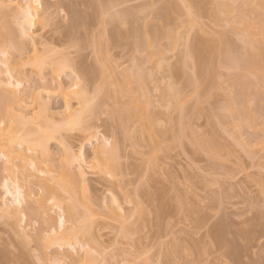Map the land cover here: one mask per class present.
<instances>
[{
  "label": "rangeland",
  "instance_id": "rangeland-1",
  "mask_svg": "<svg viewBox=\"0 0 264 264\" xmlns=\"http://www.w3.org/2000/svg\"><path fill=\"white\" fill-rule=\"evenodd\" d=\"M44 1H46V0H44ZM83 1L82 0H73V2H72V0H50V1H48L51 4L50 8H52V9H50V11H48L49 9L47 10L48 13H50V14H48L45 11V13H46L45 17L48 14V16L46 18H48V20L49 19L50 20L48 21V20L43 19L42 20L43 22L48 21V25H45L42 30H40V29L36 30L37 33H39V34H37L38 35L37 37H39V35H40V38L34 37V38H36L35 39L36 41L38 40L36 45H35V46H37L36 48L42 49V47L46 43L49 46L51 45L52 47L57 48L58 49V50L56 49L57 51L63 52V50H64V53H65L66 52L65 51L66 46L68 47V45L70 44V42H67V40L69 39V41H70L71 36H72L71 37L72 39L77 36L76 35L75 37H73V32H75V30H73V32L71 31L72 33L69 32L70 37L68 39L66 37L67 33L65 34V31H67L68 27L71 25L70 23L72 22L70 20V18L72 19L75 17L74 15L71 17V14H72L71 13L70 18H69L70 21L67 20L69 15H67L66 11H68L67 9L69 7L71 8V6H69L68 3L71 2L70 4H72L73 8H76L77 11H81L80 14H82V12H83L82 10H84L83 8L86 7L85 3L87 2L88 3L87 6H89V2H90L89 0H88L89 2L87 0H85L84 2ZM148 1L151 2V0H128L125 3H123L122 6L123 7L124 6L129 7L130 5L136 4L139 6V10H138L139 13H138V11H136V12H137V14L140 15L142 9L143 8L145 9V5L147 3H149ZM179 1L178 0H155V1L153 0L152 2L153 3L156 2L157 6H159L161 8L164 6L169 7L173 4L172 2H179ZM188 1H190V3L197 1V3L200 5V9L203 8V9H201L203 11V13H200L198 20L201 21L203 26L206 28V30L210 34V35L209 34L206 35L205 38L209 39V37H210L212 40V44L219 46L220 35L222 34L221 32L224 30H225V32H227V30L228 31L230 30L229 24H231V22H229V24L224 23V22L229 20L231 15L234 16V13H236L234 11H236V10L232 9L229 12L228 9L226 8L227 6H226L224 13H226V16H228V15H230V16H228L229 18L227 20L225 19V17H223L225 19V21L223 20V23H218V22H215L214 19H212L213 17H211L212 14L211 15L209 14V10H212L210 8L215 7L213 5L215 3L224 2V4H225L224 0H188ZM226 1H228V0H226ZM240 1L241 0H238V2H240ZM74 2H75L77 7H75ZM152 2L149 5H151ZM229 2H231V1L229 0ZM236 2L237 1H235V3H234V0H233L232 3L236 4ZM21 3H23V0H19V4H21ZM170 3H172V4L170 5ZM156 4L153 5V7L154 6L156 7ZM120 5H119V7L116 6L115 11L117 10V8L120 9V7H121ZM136 5H135V8L134 7L132 8L130 6L129 9H132V10L134 9V11H135V9H138V7H136ZM212 5H213V7H211ZM221 5H222V3H221ZM221 5H219V3H218V6H216V7L220 8L219 6H221ZM67 6H69V7L67 9H65V7H67ZM147 6H146V8L151 7V6H148V7ZM62 7H63V10H61ZM159 7H158V10H159ZM154 8L151 7L150 11H151V9H154ZM221 8H220V10H221V15H222L223 11ZM223 8H224V6H223ZM87 9L88 8H86L85 11ZM111 10H112L111 12H115V11H113L114 8H112ZM162 10H164V9H162ZM162 10H159V11H162ZM226 10H227V12H226ZM73 11H74V9L72 10V12ZM148 11H149V9L147 10V12L145 11V14L148 13ZM155 11L157 14H159L157 12V10H155ZM252 11H253L252 7L248 8V13L250 15H253ZM258 11L262 16H264V8L258 9ZM74 12H76V10ZM228 12H229V14L227 15ZM150 13H152V11ZM156 13H155L154 17L151 16V18L153 17L155 19V17L157 16ZM143 15L144 14H142L141 16H143ZM147 15L149 16V14H146V16ZM49 16H51V18H49ZM148 16L146 19H148ZM222 16H224V15H222ZM142 18H139L140 24L142 22V21L140 22V20H144ZM153 18H152V22L154 21ZM178 18H177V20L172 19L173 21L170 22L169 24L171 27H174V29H176L178 32L182 31V33H185L184 29L187 28V26H186L187 24L186 25L183 24V26L184 25L186 26V27L184 26L185 27L184 28L182 25H180L181 23L179 24L180 19H178ZM180 18H181V15H180ZM182 20H183V17H182ZM157 21H160V20L157 19ZM67 22H69L68 27L64 25ZM83 22L80 21V23H83ZM92 22H91V26L96 24L94 21L95 24L92 25ZM152 22L150 21V23H149L150 26H151ZM154 22H156V21H154ZM181 22H183V21H181ZM156 23H157V25L159 24V22H156ZM156 23L154 24L155 27L154 28L152 27L153 31L157 27ZM109 24H112V23H108V25H105V26H107L105 28V32H108V33H106L107 35L109 34V40L107 39L109 42L108 43L109 46L107 44L106 47H110L109 53H111V55L114 56V57L112 56L115 59L114 62L120 64V66H119V69H120V67H123L126 64H128V61L130 63V58H131L130 57L131 56L130 48L132 47L131 51L133 53V48L135 46H131V44H133V43H131V41H130L131 44H129V43L126 44V42H124L125 44L123 42H121L122 44H119L120 42L114 43L115 40L112 39L111 36L113 35V38H117L116 36H114V34L118 35V34H116L118 32L116 31L117 29L114 32V29L112 28L113 26H111ZM159 25H161V23ZM159 25L157 27V28H159L158 30L161 29V27H159ZM162 25L164 26V24H162ZM78 26H80V24ZM89 26L90 25L88 24V27ZM97 26H99V25H97ZM97 26H95L96 29H97ZM109 26H110V28H109ZM168 26H166V28ZM39 27L41 28V25H39ZM66 27H67V29H65ZM81 27H83V26H81ZM85 27H87V26H85ZM169 27H168V29H169ZM92 28L93 27H91V29ZM98 28H100V27H98ZM116 28H118V27H116ZM121 28L122 27H120V30L123 29V28L122 29ZM152 28H150V29H152ZM231 28H232V26H231ZM64 29H65V31H64ZM79 29H80V32L78 31V33H80L81 36L83 34H85V33H82L81 28H79ZM91 29H90V31H91ZM147 29H148L147 31L150 30L149 28H147ZM174 29H172V30H174ZM83 30H85V28ZM94 30L95 29L92 30L94 32V34H96L98 32L100 33L101 28H100V30L97 29L96 30L97 32H95ZM176 30H174V31H176ZM3 31H7V30L2 29V31H1L2 34L4 33ZM88 31L89 30L87 29V33H88ZM110 31H111V34H110ZM113 32H114V34H112ZM87 33H86V35H87ZM99 33H98V35H99ZM193 33L194 32L192 31L188 35V41L192 40V38H194L193 36L195 34H193ZM149 34H151V33L149 32ZM227 34H226V39L228 38V41L227 40L226 41L230 42L231 45L234 46L235 43L237 45L241 44L242 41H240V38H239L240 35L239 34H238L239 37H237V35H235L234 32L229 31ZM81 36H80V38H82ZM85 36L83 35V38H85ZM24 37H26V39L28 38V36H22V37H20V39L21 38L24 39ZM8 38H5V42H4V43H6L5 47L0 45V47L2 49L3 48L7 49L6 46H7L8 42H6V41H8L7 40ZM59 38H60V40H59ZM87 38L89 39L90 37H86V39ZM22 39H21V41H22ZM26 39L23 40L25 43L24 44L25 49H22V56L20 55L22 58L21 59L19 58V60H22L23 58L25 60V58L27 59L28 56H29V58L31 57V59L33 58L32 57L33 53H34L33 49L35 47L32 44H34V43H32L31 41L29 42V40L27 42ZM119 39L120 38L118 37V40ZM159 39H161V38L159 37ZM229 39L235 43L232 44V42L229 41ZM75 40H77V38ZM184 40L187 41V38L185 37ZM36 41H34V42H36ZM78 41H77V43H78ZM82 41L80 40L81 43H82ZM120 41H123V40L120 39ZM0 42H1V40H0ZM43 42H44V44H43ZM127 42H129V41H127ZM160 42L165 44L167 42V40L164 39V37H163L162 40H160ZM181 42L179 43L178 46H176V49H174V50L169 49L168 51H166L165 59L167 60V62H169L170 68H171V66L175 67L173 65L178 64V61H180L179 58L181 56V52H182V49L184 47V43L182 42L183 43V45H182ZM29 43H32V44H29ZM72 44H71L70 49H74V47H75V44H73L74 47ZM83 44L87 48L83 46V48H85V49H82L83 51L82 52L79 51V52L81 53V55H85V54L87 55V53L89 52L88 57L86 55L85 56L87 57L86 58L87 62L91 64V61L94 60L91 57L92 52H90V48H91L90 45H92V44H89L88 45L89 47L87 45H85L86 42ZM228 44L229 43H227V48L229 46ZM129 45L131 47H129ZM45 46H47V45H45ZM51 46H50V48H51ZM77 46H76V48L79 49V47H81V44H78ZM233 46H231V47L233 48ZM48 47H43V48L46 49ZM64 47H65V49H64ZM240 47L242 48V44ZM1 48H0V51H1ZM62 48H63V50H61ZM140 48H139L138 53H140ZM237 48H239V47H237ZM241 48H240V50H242ZM38 49H36V50H38ZM228 49L230 51V48H228ZM36 50H35V53H37ZM40 50H38V51H40ZM68 50H69V48L67 49V52H71L70 55H72V58H73V55H75V57H76V54L80 55V53L75 54L74 53L75 51L73 52V51H68ZM79 50H81V49H79ZM233 50H235V54H236V52L238 53V51L235 48L232 49V51ZM226 51H224V52H226ZM142 52H143V50H142ZM241 53H239V54H241ZM1 54L2 53L0 52V59L4 58V56H2ZM216 54H218V52ZM227 54L225 53V56H227ZM232 54H234V52ZM81 55L79 56V58L82 57ZM139 55H141V53L138 54V56ZM142 55H141L142 57L139 56L140 60H142V58L144 57V54H142ZM229 55H230V52H229ZM229 55H228V57H229ZM63 56L61 57L62 59H60V61H59L63 64V69H64V70L62 69L63 71L60 72V75H62V79H63L62 81H63L64 85L68 86V85H70V83L74 79L71 76H68L70 74L69 73L70 67L68 66L69 63L66 62V61H68V60H66L67 57H63ZM236 56H237V54H236ZM68 57H69V55H68ZM128 57H130V58H128ZM215 57L213 59H215ZM79 58H76V60L78 61ZM31 59H29V60H31ZM63 59L66 61H63ZM70 59H71V56H70ZM127 59H128V61H127ZM222 59H225V57H223L222 52H220L219 56H217V60L219 63L216 61L218 64L215 65V63H214L213 65H215V67L212 66V67H214V68H212V70H214V72H216L217 78H216V81L214 79V77L216 75L213 78H211L212 80L215 81V84H213V83L212 84L209 83L207 85L205 84L207 87L206 90H208V94L206 93L207 95L204 93L205 97H202L199 95L198 98L201 97V98H199L200 100L198 99V102L195 100V97L197 96L196 94L199 92V89L197 90V88H195V87L199 88V86H197L198 84L192 85V84H190V82H188V84H190V85L187 84L183 87L184 88L183 94L187 97H184V95H183V97L182 96L181 97L183 99L186 98V100L188 102V106L183 107V108L187 107V109H185L186 111L184 112L185 117L183 116L184 113L183 114L181 113L182 115L178 113L179 112L178 109H177L178 110L177 112L175 109H173V111H172V109L166 104H165L166 108L163 107L164 106L163 103H166V101H165V99L159 98L160 97L159 92L162 90L159 89L157 86L158 81H160V83L162 81L163 83H161V85H163L165 83V81L167 83L166 79H168L169 77H171L173 79V77L175 76V73L173 72L174 68L173 69L171 68V71L174 74V76L172 77L171 75H173V74H171L170 70H167L169 67H166V64H164L165 66L162 65L161 68H159V69L157 68L156 70H155V68L153 69L154 65L152 67V65L150 64L151 65L150 67H152V68H150V70L151 71L155 70L154 72L152 71L153 73H155V75L154 76L152 74L151 75L153 76V79H155V80L158 79V80L157 81L153 80L152 76H151L150 79L152 81L146 82L147 84L145 83L146 88H147V86L149 87V88H147V90H149V93L151 94V95H149V96H151L150 99L152 98V100H150V101L153 102V103L151 102L152 104H155V105H151V103H150V106H153V107L148 108V111L151 110L153 112V114H151L150 117L153 118V116H154L155 119L159 120V123L157 121V124H155V125L160 124V121H161L162 126H163V130L166 131L164 129V126L167 124V120L172 117L176 121L177 120L181 121L180 124L183 126L184 124H182L183 123L182 120H179V119H181L180 116H182V118H185V120L187 119L189 121V124L191 123V126L195 129L194 131H196V133H197V134H195L196 137L195 136L194 137L198 138L199 141H200V138H202L203 140H206L204 138L208 139L211 135H212V137H214L213 135L215 134V137L218 140V142L220 141V142L227 145V146L225 145L227 147V149H226L227 151L225 150V147H223L224 149L220 150V152H219L220 155H218L217 157H212L210 153L204 151L201 148V145L198 143V139H197L198 144H196L194 142L195 140L192 141L191 140V138H193L192 135H191L192 137L191 138L189 137L190 138L189 139L188 136H190L191 132H188L189 135H187L186 134L187 129L185 127H184L185 133H182L183 128L181 127V125H179V123H177L178 121L175 124H177V126L179 125L178 127H180V129L182 128L181 133L179 132L180 129L178 127L174 128V126L171 125L174 128V130H172L173 132H171V129H170L169 133L165 132V134H162L163 130L161 131L162 133L160 132L162 126L161 127L158 126L160 129L159 132L161 133L160 136H162V135L163 136L161 139H159L160 136L158 138L157 134H154L155 137L153 136L152 138L153 139L155 138L156 140H157V138L159 139V142L157 141V144H153L152 143L153 139L151 140V138H150L151 144L148 143L149 142V140H148L149 133L148 132L143 133L144 131L141 132V130L139 129L140 130L139 136L133 135L134 133L138 132V131L136 132V130H135L136 129L135 124H137V123H135V119H133L134 122L133 121L129 122L130 123L129 126L127 125L128 122H127V124H125L128 127H130V125H131V127H130L131 131L134 132V130H135V132L132 133L130 131L131 133L130 134L127 133L128 135L125 134V135H127V136H125L123 134L124 132L122 131L123 132L122 133L121 130H119V128H120L119 125H121V123L119 124V122L117 120L118 118L112 114L114 116L113 117L107 111H103V110H101L102 112H100L99 114L96 113L98 116L91 118L92 120L90 119L91 123H93V125L95 124L94 126H95V129L97 130L96 132L98 135V136H96V138H92L93 140L92 139L89 141L88 140H86V141L81 140V137H82V136L80 137L81 133H79L78 131H76L74 129L66 132V134H65L66 141L73 148V150H76L78 144H80V143L83 144V152H84V160H85L84 161L85 164L83 163V167L85 166L84 172L86 171L85 172L86 173L85 179H86V177L89 179V181H87L88 179L85 181L87 183L89 182L88 186H90V189H91L90 190L89 187H87V185H86V187L89 190L85 186L81 185L85 188V189L83 188V190L86 191V189H87L89 192L92 193V195L94 197L98 194H99L98 196L101 197V199H99L100 197L98 198V196L92 199L93 196L91 195V193H89L88 191H86V192L84 191V193H83L81 190V192L84 194V195L83 194L81 195L82 197L80 196L81 202L83 201L82 203L87 204L88 201L90 200L89 198L91 197V199H92V201H89L90 203L87 204L88 207L86 204H85V206H83L86 209H89V208H91L92 205H95V204L97 205V202H100L98 204L100 206L97 205L100 209L98 207H96V205L94 206V208L92 206V208L88 210L90 213L89 212L87 214L84 213V215L90 214L89 216L92 217L91 218V217L87 216V218L88 217L91 218L92 219L91 221H93V222H91L88 219L87 220H88V222L90 221L91 224L93 223V225H91L92 226L91 229H92V233L94 234L93 236H95L94 240L96 239L99 242V244L102 245V248H101V245H99V246L97 245V246H94V247H96L94 249L98 250V247H99L100 249H103V251L105 252L104 253L102 251L105 254L104 257L101 256L103 254L100 255L101 250L100 251L98 250L99 253L96 250H92L91 254H93V257L95 256L99 260L104 258V260L102 259L103 264H133L134 262L139 261L140 259L142 261V264H146L145 263L146 259L148 262H150L148 259H150L151 261L153 259V262L155 264H159L162 261H163V264H167L166 261L168 262V264H233V263L235 264L236 262H237L236 264H243V263L244 264H255V261H256V264H257V262H258V264H264V81L258 82L259 80L256 79L255 80L256 83L254 85H252L248 91L250 93L248 96L249 100L245 101V103L247 104V105H245V107H247L246 110H248V111H245V112L248 113L247 114L248 116L247 115L246 116L249 117L247 119L250 121L248 124L246 123L245 125H243L241 127L240 132L236 131L237 133L240 134V135H238V136H240V139L242 138V140L244 141V142L242 141L243 142L242 144H244V145H240L241 142H238L237 140H236V142H234L236 137H235V139L233 138L234 136L231 137L232 134L235 135V133H236V132H234L235 127H232L233 124L232 125L230 124L231 125L230 128L232 127V129H233V133L231 134L229 131L230 130L229 127L226 126L227 128H229V130L227 132V131H225L226 127L224 125L223 126L221 125V124H223L222 122H221V124L216 123V120H218L217 119L218 115L213 116L216 119V120L214 119V121H213L216 123V125L214 124L215 127L211 123L212 122L211 120L213 118H209V116L211 117V115H212L211 113H213L215 110L216 111H220V110L222 111L223 106L226 105V99L228 98V94L231 93V90L233 92L237 91L236 89H235L236 91L233 90V86L235 87L236 84L241 81L240 80L241 74L245 73V72H243V70H238L239 67L237 68L236 65L233 68L232 65H230L231 59H229V61H227V63L223 62L224 60L222 61ZM226 59H227V57H226ZM16 60H18V59H16ZM24 60H22L23 61L22 69H24V71L28 73L31 69V65H30L31 61H29V60L24 61ZM233 60H235L234 57H233ZM71 61H75V59L74 60L72 59ZM141 62H143V60ZM26 63H27V65H26ZM92 63H93V61H92ZM145 63H147V62H145ZM145 63L143 62L142 64H145ZM233 63H235V62H233ZM64 65L66 66V68H64L65 67ZM98 65L99 64H95V67H98ZM29 66H30V68H29ZM144 66L145 67L147 66L149 68V63L144 65ZM177 67H178V65H177ZM177 67H175V68H177ZM1 68H2V64L0 63V69ZM95 69H97V68H95ZM95 69H93V70H95ZM143 69H144V67H143ZM147 70H149V69H147ZM150 70H149V73H150ZM188 70H189V68H188ZM239 71H241L242 73H240ZM214 72H212V73L214 74ZM238 72L240 75H238ZM3 73H4V71H3ZM65 73H66V75H64ZM97 73H98V70H97ZM263 73H264V67H263ZM213 74H212V76H213ZM3 76L1 73L0 74V80H2V81H4L2 79ZM72 76H74V75H72ZM155 76L157 77V79L155 78ZM177 76L179 78H177L175 76L174 81L175 82L178 81L177 83H179V82L182 83V81H183V80H181L182 77L180 78L179 75H177ZM6 77H7V75H6ZM3 78H5V76ZM98 79H99V77H98ZM147 80H149V78H147L145 81H147ZM169 80L170 79H168V82H170ZM212 80H210V82ZM171 81L173 82V80H171ZM184 82H185V79H184ZM160 83H159V87L161 88ZM166 83L164 84V86L166 85ZM0 84H2V83H0ZM3 84H4V82H3ZM80 84H82L81 81H80ZM173 84H176V83H173ZM184 84L185 83H183V85ZM4 85L2 87L0 85V88L2 90L5 89L4 91H5V95H6V93H7L6 90L9 87L5 88ZM5 86H7V85H5ZM83 86H86V85L83 84ZM91 86L94 87V85H91ZM164 86H162V88H164ZM176 86L180 87L179 84ZM23 87H24V83L22 82L17 87H15L16 92L20 93V91ZM88 87H86V88L92 90V88H88ZM202 89L203 88H201V90ZM73 90H75L74 87H73ZM93 90H94V88H93ZM180 90L182 93L181 87H180ZM90 91H88V92L90 93ZM2 93L4 94L3 91H2ZM49 93H53L55 96V99L53 98L54 96L52 97V100L50 99V101H51L50 105L52 106L51 110L55 111L54 113H56V111L57 112L61 111L62 107H60V106H62V105H61V101H60L61 100L60 95L56 92V90L50 91ZM94 93H95V91H94ZM94 93H92V94H94ZM194 93H195V97H194ZM100 94L101 93H99L98 96ZM233 94H237V92L233 93ZM201 95H203V93ZM230 95H229V97H232ZM102 98H104V97H102ZM124 98L125 97H123L121 99L119 98V99L122 100V102H125L127 100V98H126V100ZM248 98L246 95V99H248ZM108 99H109V101L111 100V102L113 101L112 99H110V97ZM160 99L163 100L164 102L163 103H161V101L158 102ZM183 99H180V100L182 101ZM98 101H100V100L98 99ZM103 101H105V100H103ZM109 101H106V105L108 104L107 102H109ZM74 103H76V102L74 101ZM160 103L163 104V106H160L161 105ZM111 104L114 105L115 103L113 102ZM54 105L56 106L55 108H53ZM74 105H76V104H74ZM102 105H103V103L101 104V107H103ZM57 106H58V108H57ZM140 106H139L140 107L139 109H141V110H139V112L141 111L140 113H142V112H144V110H142L144 108H142V104ZM111 107H112V105H111ZM111 107L108 108V105H107V108L110 109V112H111ZM115 107H116V105H115ZM168 107H169V109H168ZM218 108H220V110ZM28 109H29L28 112H30L31 108H28ZM103 109H105V108H103ZM115 110H113V112H115ZM151 111H149V112L151 113ZM183 111L184 110H182V112ZM30 113H28V115ZM218 113L220 114V112H217V114ZM115 115H117V114H115ZM26 116H25V119L28 118V116L27 117ZM30 116L31 115H29V118H30ZM31 117H34V119L35 120L37 119L36 121H38V118H36V116L33 115ZM177 117H178V119H177ZM233 117L236 118L235 115ZM233 117H232V119H233ZM218 118H220V117H218ZM155 119H152V120H154V123H156ZM232 119H231V121H232ZM172 120L173 119H171V121ZM233 120H235V119H233ZM29 121H31V119ZM185 122L187 123V121H185ZM171 124H173V123H171ZM167 125L169 126V124H167ZM134 126H135V128H134ZM128 127H127V129L129 130ZM156 128H157V126H156ZM169 128H171V127L169 126ZM189 129H188V131H189ZM190 131H193V129ZM212 132H214V134H211ZM231 132H232V130H231ZM120 133L123 134L122 135L123 138H125V137L129 138V136H132V135L135 137L137 136L139 138L138 139L139 141L136 140L135 137H133V138H135V140L137 142H139V145L136 143L134 144L133 138H131V137L130 138H131L132 142L129 141L130 138L127 140L122 139V136ZM140 133H141V135H140ZM144 134H146V135L148 134L147 135L148 138ZM183 134L187 135V137L184 136ZM142 137L145 138L146 142L144 141V139ZM215 137L213 138L214 141H215ZM104 138H106V140L108 142L107 145H109L110 147L113 146L112 144L114 142V139H116L118 141V142L115 141L114 143L115 144L117 143V146H118L117 148L119 150L117 148H116V150H113L115 152H117V150H118V153H115V155L119 154V155H117V158H116L117 164L119 165V166L118 165L117 166L120 167V168L116 167L118 170L115 169V165H116L115 163H113L114 168L112 166L108 167L112 162L109 163L108 166L105 165L107 168L105 166H103V164H101V162H99V163L96 162V163L100 164L101 167L103 166L102 168H104V169L106 168L105 170H103L101 167H99V168L96 167L97 165L96 166L93 165V161H95V159L97 161H102L101 159L102 158L104 159L105 157L108 158L110 161L113 159L114 153L112 151L108 152V154L110 155L112 153L113 155H110L108 157H107L108 154L106 153L111 148L108 150L106 148H103V150H104L103 154L105 155V153H106L105 157H103L102 153L100 154L96 150V149H98L97 148L98 144H101L102 142L106 141V140H104ZM141 139H143V140H141ZM154 142H156V141L154 140ZM237 142L240 144H236ZM49 143H50L49 147L51 148V150L53 152V157L56 158L54 163L57 164L58 163L57 158L60 156V154H62V152L65 149V146L63 143H57V140L54 138L50 139ZM104 144H105V142L103 144L99 145L100 148ZM18 145L19 144L16 145L17 148H18ZM119 145H121L120 146L121 149L119 148ZM222 145L223 144H221V146ZM228 149H229V151H228ZM97 157H100V160L97 159ZM110 157H112V158H110ZM0 159H2L1 156H0ZM112 161L116 162L115 159ZM106 163H108V162H106ZM73 164H75V163H73ZM113 164H111V165H113ZM41 165L44 166L43 164H40L39 166H41ZM83 167H82V169H83ZM2 171H4V170H2ZM2 171H0V172H2ZM4 173L6 174L5 171H4ZM4 173L2 172V173H0V175H4ZM40 173L41 172H39V175L42 176L41 178H43V176H44L43 174H45V173H43V174H40ZM47 176L48 175H45L44 178H46ZM2 178L3 177L1 176V179ZM85 181H84V183H81V184H85ZM1 182H2V180H1ZM50 182H49V184H50ZM51 184H52V182H51ZM0 185H1V183H0ZM2 190L3 189L0 186V191L2 192ZM22 191H24V190L22 189ZM78 191H80V190H78ZM25 192H27V191H24V193ZM87 192L89 193L88 194L89 196L91 195L90 197L85 196L87 194ZM94 193L95 194L97 193V194L95 195ZM111 194H112V196L116 197V199L114 197V199L116 201L114 199L110 200L112 196L109 199V196ZM0 195H2V194L0 193ZM23 195H25V194H23ZM73 196H75V197H73L74 199H77L76 195H73ZM84 197H87V198H84ZM82 198H83V200H82ZM104 198H105V202H104L105 204H101V200H103ZM85 199H87L86 200L87 202L85 201ZM95 199H99L100 201L95 200ZM93 200L95 201V204L93 203L94 202ZM109 200L110 201L114 200L112 205L110 204ZM78 202H79L78 204L81 203L79 200H78ZM49 204H51V203L49 202ZM89 204H91V206H89ZM107 204L112 207L111 210H110V206H108ZM101 205H102V207H101ZM104 205H107L109 208L107 206L105 207ZM49 206L50 205H48V207ZM79 206L77 205V207H76L77 210H75L76 212H78ZM52 207H54V206H52ZM103 207L105 208V210L103 209ZM107 208L109 210H106ZM22 209H23V212H21V213H23L22 215H25V216H21L20 215L21 213H19V212H18L19 213L18 215H20L21 217L20 216L18 217L16 215V213H10V214H8V217H6L5 214H2V216H4V218L3 217L1 218V219H3V223H2V220H0V250H2L3 252L5 251L4 255L6 256L7 260L5 257H3L4 255L1 256V254H3V252L0 251V256H1L0 264H45V262L43 263V260H42L44 257L40 253V252H42V249L40 246L42 245V248H43V244H41V242L43 243V240L41 242L39 240H41L42 237L45 235V234H43V236H42L40 234L43 232V230L45 231V229H46L47 231H49L48 229H50V228L47 229L48 223L46 221H44V219L42 217H41V219L38 220V218H40V216L38 217V215L36 214V216L38 217V218H36V216L34 215L35 212L29 213L30 210L25 211L24 208H22ZM22 209H20V210L22 211ZM58 210H60V209H58ZM58 210L55 207L54 209H50V211H49L51 213V215L54 216V220L56 219L55 221L53 220L55 223L57 221V217L59 216L57 214L59 212ZM79 210L81 211L82 209H79ZM83 210L81 211V213L85 212ZM24 211L26 212V214ZM27 211L29 213V216H28ZM64 211H61V212H63V215H64ZM0 212H1V210H0ZM65 212H66L65 213L66 215L64 216L65 217L64 228L68 229V228H70L69 227L70 225L75 226L77 223L73 224V219L71 217H66V216H68L67 215L68 213H67V211H65ZM79 213H76V214H79ZM13 214H15L16 216H14ZM81 215L83 216V213ZM201 215H203L205 217H203ZM79 216H80V214L78 215V219L82 218L81 216L79 218ZM76 217H77V215H76ZM219 217H221L223 219H221ZM21 218H22V221L20 220ZM32 218H33V220H32ZM83 218H84L83 222H86L87 220L85 221V217H83ZM78 219H77V221H78ZM217 219H218V221H222L221 223L219 222L220 226H218ZM40 220H42L45 224L47 223L46 224L47 226H43L41 224L42 221H40ZM16 221H18V222H16ZM47 221H48V219H47ZM77 221L75 219V222H77ZM6 222L8 224H10V226L12 228ZM14 222L18 223L19 227ZM83 222L81 221V224ZM88 222H86V223H88ZM212 223L213 224L217 223V225H215V226L216 227L218 226V228L221 227V224L225 223L224 226H222L218 230V232L220 231V234H222V236H220V238L222 237V239H223L225 237L224 241L221 242L222 239H220V240L218 239V242H217L216 237L213 235V234H215V230L213 229V227H215V226ZM11 224L12 225L14 224L15 226L14 225L12 226ZM78 224H79V226L83 227V225H80L79 221H78ZM78 224H77V226H78ZM7 225L12 230L17 228V229H15L17 231L16 232L11 231L10 228L7 227ZM56 225H58V224L56 223ZM56 225H55L54 229H56V227H57ZM67 225H69V226L67 227ZM86 225L84 227H86ZM44 227H45V229H44ZM49 227H51V226H49ZM52 227H54V226H52ZM82 227H81V229L84 230V228H82ZM40 228H43V230L41 232H40V230H41ZM209 228H211V229H209ZM54 229H53V231H54ZM70 229H73V227ZM81 229H78V231H76V233L72 230L75 234L72 233L68 229L69 233L68 232L67 233L68 234H71V233L74 234L73 235L74 237L72 235H70V236H72L74 238V240H75V237H77L76 239L79 240V243H81V244L83 243L85 245L87 244L88 246H92L93 243L91 241H93V238L91 239V241L90 240L88 241V239H87V237L90 238L92 236L91 235H89L90 237L88 235L86 236L85 233H83V235H81V233L79 234L78 232ZM91 229L87 228V229H85L86 231H84V232L87 233ZM57 230L59 231V229H56V231ZM64 230L61 229V232ZM82 230L80 232H82ZM213 230H214V232L211 233L213 235L212 236L210 234V231L212 232ZM238 230H240V231L238 232ZM38 231H39V233H38ZM65 231H64V235L66 233ZM223 231L224 232L226 231L225 234ZM244 231L247 234H244L243 233ZM17 232H18V235L15 234V236H14L13 233H17ZM59 232H57V233L59 234ZM90 232H88L87 234H89ZM241 232H242V235H241ZM57 233H54L55 235H53L50 232V235L48 234V237L49 236L51 237V235H52L51 239H53L54 238L53 236H59ZM77 233H78V235H76ZM19 234L21 235V238H18ZM36 234H38V235H36ZM16 235H17L18 240L20 239L19 241L20 242L22 241L19 244H18L19 241H17V239H16ZM39 235H40V239L38 238ZM246 235H249V236L246 237ZM70 236H69V238H70ZM208 236H209V238H208ZM22 237H23V239H25L24 241L26 242V244H24L25 242L23 243ZM65 237L68 238V235H66ZM212 238H214V239H212ZM46 239H48V238H46ZM51 239L48 240V243L54 242L57 240V239H55L53 241ZM173 239H175V240L177 239L178 241L176 240L175 242H178V243H173V241H172ZM183 239H185V240H183ZM215 239H216V241H215ZM231 240H233V241H231ZM182 242H184V243H182ZM231 242H233L235 245L232 244ZM22 243L24 245H22ZM55 243L56 242H54V244ZM76 243H77L76 244L77 246H75V249H74L75 252H77V250H76V249H78L77 247L80 246V244L78 246V241ZM94 243H95V241H94ZM228 243L235 246V248L239 251L238 257L239 258L241 257V259H240L241 261L238 260V258L236 257L237 255H236L235 258H233L234 256L233 257L231 256L235 261L237 259L236 262H233V259L231 260V257L229 256L231 251H229L230 253L225 252V251L232 249V246H230L231 248L228 247ZM50 244H47V246ZM56 244L58 245L59 243H56ZM239 244L243 245V246L241 247ZM19 245H22V246H20L21 248L19 247ZM52 245H53V243L51 244L50 247H53ZM63 245H64V243H63ZM63 245L62 246L60 245V249H58L59 251L63 250L64 252L65 251L66 252L70 251L72 253L74 252L73 249H72L73 251H71L70 248L63 246ZM175 245L178 247H176ZM24 246L27 248V250ZM172 246L176 247V248L174 247L175 251L172 248ZM244 246H245V249L243 250ZM50 247L48 246V248H50ZM57 247H54V249H52V250L55 251V248H57ZM65 247L68 248L69 250L65 249ZM4 248H5V250H4ZM39 248H40V250H39ZM225 248H227V249L229 248V249L227 250ZM21 249H22V251H21ZM79 249H78L79 250L78 253L80 254L85 248L82 250V247H79ZM50 250H51V248H50ZM50 250H49V252H51ZM171 250L174 252L171 253L172 252ZM54 251H52L51 253H53ZM56 251H57V249H56ZM63 251H61L62 254L64 253ZM236 251L234 252L235 254H236ZM22 252L24 253V255L22 254ZM19 253H21L22 257L19 256L20 255ZM39 253L42 255V256L40 255L41 257H43L42 259H40L41 257L39 256ZM226 254L230 258L226 257L227 256ZM74 255L75 256L77 255V257H78V254H76V253ZM81 255H82V253H81ZM17 256L21 257L23 259L20 258V260H19V258ZM24 256L26 257L27 260H25ZM95 257H94V259H95ZM148 257H150V258H148ZM164 257H166L165 258V259H167L166 261L164 260ZM64 258H66V257H64V255H63V257L60 261L61 264H69V258L68 259H64ZM143 258L144 259L146 258L144 262H143V260H144ZM81 259H83V257ZM81 259L79 260L80 264H84L85 262L87 263L86 258H84L85 261L84 260L81 261ZM89 260L90 259H88V261ZM99 260H97V261L95 260V261L100 264L101 261L99 262ZM160 260H162V261H160ZM231 261H232V263H231ZM252 261H254V263H252ZM46 263L48 264V262H46ZM150 263L154 264L152 262H150ZM87 264H89V262ZM137 264H141V262L140 263L137 262Z\"/></svg>",
  "mask_w": 264,
  "mask_h": 264
},
{
  "label": "bare ground",
  "instance_id": "bare-ground-1",
  "mask_svg": "<svg viewBox=\"0 0 264 264\" xmlns=\"http://www.w3.org/2000/svg\"><path fill=\"white\" fill-rule=\"evenodd\" d=\"M46 1H44V0H23V3L19 4V0H0V40H1L0 45L5 47V44H6V43H4L5 38L9 37L7 39L8 41H6V42H8L7 46H6L7 49H5V48L2 49L0 47L1 48L0 52L2 53L1 55L4 56V58H2L3 60L0 59V63L2 64V68H3V69L2 68L0 69L1 70L0 72L2 73V76L3 75L5 76V78H3L4 76L2 77V79L4 81L0 80L1 81L0 83L3 84V82H4V84L7 85V86H5L3 84L4 87L5 88L9 87L6 90V92H7L6 95H5V91H4L5 89L2 90L0 88V156L2 158V159H0L1 160L0 165L2 166V167L0 166V171L4 170L6 172V174H5L4 171H2L4 173V175H0V179H1V176L3 177L1 179L2 182L0 180V183H1L0 186L3 189L2 190L3 193L0 191V193L3 195V196L0 195V210L2 212V213L0 212V220H2V223H3V219H1V218L2 217L4 218V216H2V214H5L6 217H8V214H10V213H16V215L18 217L20 215L25 216V215H22L23 213H21V212H23L22 208H24L25 211L30 210L29 213L35 212V214H34L35 216H36V214L38 215V217L40 216V218H38L37 216H36V218H38V220H39L42 217L44 219V221H46L48 223L47 229L50 228V229H48L49 231H47L45 229V227H44L45 231L43 230V228H40L41 229L40 232L43 230V232L40 234L42 236H43V234H45L42 237V239L39 240L40 242L43 240V243L41 242V244H43V248H42V245L41 246L39 245L42 249V252H40V253L43 255L44 258L41 257L42 255L40 253H39V256L41 255L40 259L43 258L42 259L43 263L45 262V264H47L46 262H48V264H58V263L61 264L60 261L64 255V257H66L64 259L69 258V264H80L79 260L82 257H83V259H81V261L84 260V258H86L87 263L89 262V264H91V263L97 264L98 262H96V261L99 259H97V257H95V256H94L95 257V259H94L93 254H91L92 250H96L97 252H98V250L99 251L101 250L100 255L103 254V255H101L102 257H104L105 252L103 251V249H100L99 247H98V250L94 249V248H96L94 246H97V245L99 246L101 244H99V242L96 239L94 240L95 236H93L94 234L92 233V229H91L92 228L91 225H93V223L92 224L90 223V221L92 220L91 219L92 217L89 216L90 214L84 215V213L87 214L89 212L88 210L91 209L92 206L94 208V206L96 204H95V201L93 200L94 201L93 203L95 205L91 206V204H92L91 203V204H89V206H91V208L86 209L85 207H83V206H85L86 203H82L83 201L81 202V199H80V196L85 191V190H83V188H84L83 186L86 187V185H87V187H89V189H90V186H88L89 182L87 183L85 181L88 178L86 177V179H85V174H86L85 172L86 171L84 172L85 166L83 167V163L85 164L83 144L82 143L78 144L76 150H73V148L66 141V138H65L66 132L69 130H73V129L78 131L79 133H81L80 137L82 136L81 140H83V141L84 140L89 141L92 138H96V136H98L97 132H96L97 130L95 129V126H94L95 124L93 125V123H91V120H92L91 118L98 116L96 113L99 114L100 112H102L101 110L107 111L109 114H111V115L113 114L114 116H116L118 118L117 120H118L119 124L121 123V125H119V127L120 128L122 127L121 129L119 128V130H121V132L123 131L124 133L123 132L122 133L124 135L127 133L130 134L131 132L134 133L135 130H136V132L138 131L137 132L138 134L134 133L133 135H137V136H139L140 130H141V132L144 131L143 133L148 132L149 138L147 137L148 134L147 135L144 134V135H146V137L149 140V142L147 141L148 143L151 142V140L153 139L152 138L153 136L155 137L154 134H157V136L159 138V136L161 135L162 132H163L162 134H165V132L169 133L170 129H171V132H173L172 130H174L175 127L177 128L179 125H181L180 124L181 121L177 120L178 121L177 122L174 118H172L170 116L171 117V118L169 117L170 119L167 118L168 119L167 124H169V126L171 128H169V126L166 124L164 126V129L166 131H164L163 126H162V122L160 121L161 125L160 124L155 125V124H157V121L159 123V120L155 119L153 115H152L153 118L150 117L151 114H153V112L151 110H149V111H151V113H150L148 111V108H151L153 106H150V103L152 102L150 100H152V98L150 99L151 96H149V95H151V94L149 93V90H147V88H149V87L147 86V88H146V84H147L146 82L152 81L150 78L152 75L153 76L155 75V73H153V72L157 68L158 69L161 68L162 65L165 66L164 64H166V67L170 66L169 62H167V60L165 59L166 51H168L169 49L170 50L176 49V46H178L181 41L184 43V47L182 46L183 45L182 42H181L182 45L180 44L183 47L182 52L183 51L184 52L183 53L181 52V56L179 58L180 61H178V64L173 65L175 67H177V65H178V67L175 68V67L171 66V68L172 69L174 68L173 72L175 73V76L177 78H179L177 76V75H179L180 78L182 77L181 80H183V81H182V83H180V82L177 83L178 81L175 82L174 81L175 76H174L173 72L171 71V68L169 67L167 69V70H170L171 74H173L171 76L172 77L174 76V77H173V79L171 77L168 78V79H170L169 80L170 82H168V79H166L167 83L164 80L166 83L165 86H164L165 83L163 85H161V83H163V82L161 81V83H160V81H158L157 86L159 89L162 90V91L159 90L160 91L159 92L160 97L159 96L158 97L161 99H165V101H166V103H163L164 101L160 99L158 102L161 101V103L164 104V106H163V104L160 103L161 104L160 106H163L166 108V106H165V104H166L172 109V111H173V109H175L176 112L179 110L178 113L183 114L186 111L185 109H187V107L186 108H183V107L188 106V102H187L186 98H184L185 100L182 98L184 95L183 94L184 93L183 87L185 85H187L188 82H190V84H192V85L198 84L197 86H199V88L195 87V88H197V90L199 89V92H200L199 93L196 90L198 92L196 94L197 98L195 97L196 92L194 93V97H195V100L197 102H198V99L201 98V97L198 98L199 95L202 97H205L204 93L208 94V90H206V88H207L206 85L209 83L215 84L217 75H216V72H214V70H212V68H214L215 65H217L219 63L218 62L219 59L217 60V56H219V53L222 52V56L225 57V59H222V61L224 60L223 62L227 63V61H229V59H231L232 62L230 61V65H232L233 68L236 65L237 68L239 67L238 70H243V72H245V73H242L241 71H239L240 73H242L241 77L239 76L241 78L240 79L241 81L238 82L239 84L237 83L235 87L233 86V90L236 89L237 91L236 90L235 91L237 92V94H233L236 92H233L231 90L232 94L229 92L231 95L228 94V98L226 99V105L223 106V108L221 107L222 111L220 110V108H218L220 111L215 110L213 112L214 114L211 113L212 115H211V117L209 116V118H213L211 120L212 121L211 123L214 127H215L216 123L221 124V122L223 123V124H221L222 126L224 125L225 127L227 126L229 128L233 124L232 127H235L234 132H236V131L240 132L241 127L243 125H245L246 123L248 124L250 121L247 119V118H249V117H247L248 113L245 112V111H248V110H246L247 107H245V105H247L245 103V101L249 100L248 96L250 93L248 91H249L250 87L256 83V81H255L256 79L259 80L258 82L264 81V73H263V67H264V16H262L258 11V9L264 8V0H241L240 2H238V0H234V3H235V1H237L236 4L232 3L233 0H230L231 2H229V0L228 1L224 0L225 4H224V2H221L222 5L220 2H218L219 5H221L219 7L220 8L222 7L221 8L223 11L222 15H224V16L221 15L220 8L216 7V6H218V3L213 4L215 7H213V5H212L211 7H213V8H210L212 10H209V14L210 15L212 14L211 15V17H213L212 19H214V21L218 22V23H223V20L224 21H225V19L227 20L229 18L228 16H230L228 14L232 9L236 10V11H234V12H236V13H234V16L231 15L229 20L225 21L224 23L229 24V22H231V24H229V26H230L229 31L234 32V34L237 35V37H239L238 34L240 35L239 38H240V41H242L241 42L242 48L240 47L241 44L237 45L235 42H232L230 39H229V41H231L232 44L235 43V45L233 46V45H231L230 42H227L228 38L226 39V34L229 32L228 30H227V32H225V30L222 31L221 32L222 34L220 33L221 35H220V40H219V42H220L219 46L212 44V40L209 36H208L209 39L205 38L206 35L209 34V32L203 26L201 21L198 20L200 13H203V11L201 10L203 8L200 9V5L197 3V1L190 3V1H188V0H180V1L178 0L179 2H172L173 4L170 3V5L171 4L172 5L171 6L168 5L169 7L164 6L165 8L164 7L160 8L159 6H157L156 2L153 3L152 2L153 0H151L152 4L149 5L151 2L148 1L149 3H147L145 5V9L144 8H143L144 10L142 9L141 13L144 11L142 13V14H144L143 16H141L142 15L141 13H140V15L137 14L136 11L139 10V6L136 4L130 5L132 8L133 7L135 8V5H136V7H138V9H135V11H134V9L133 10L129 9L130 6L129 7L128 6H124V7L122 6L123 3H125L128 0H126V1L125 0H89L90 2L87 0L89 2V6H87L88 3L86 2L87 3V4L85 3L86 7L84 6L85 8H83L84 10H82V11L84 12L86 8H88V9L84 13L82 12V14H80L81 11H77L76 8H73L72 4H70L71 2H69L68 5L71 6V8L69 6L65 7V9H67L68 7L71 9V10L69 8L67 9L69 12L71 11L70 13L68 11H66L67 15H69L67 20H69L71 13H72L71 17L73 15L75 17L72 18L73 20L70 18V20L73 22V23L72 22L70 23L71 24L70 26L68 24L69 22L64 24L67 27L69 26L68 29H67V27L65 28V29H67V31H65V29H64L65 34L67 33L66 34L67 39L70 37L69 32L72 33L73 30H75V32H73V37H75L77 35L79 38L81 36L80 33H78V31L80 32L79 28H81L82 33H85V34H83L84 36L87 33V29L89 31H88L87 35L85 36V38H83V35L81 36L84 40L82 38L79 39L77 36L73 39L71 38L72 37L71 36L70 41H69V39L68 40L66 39L67 42H70V44L69 43H68L69 45L67 44L68 47L66 46V50H65L66 52L65 53H64L63 48L61 49V50H63V52L61 51L62 52L61 53L60 51H57L58 50L57 48H54L51 45H50L51 46V48H50V46L46 43L44 44V42H43V44H44L43 47L49 46L48 48L44 49L42 47V49L41 48L38 49V48H36L37 46H35L37 41H38V40L36 41L35 39L40 38V35H39V37H37L38 36L37 34H39V33H37L36 30H38V29L42 30L45 25H48V21L50 20V19L48 20V18H46V17L48 16V14H50V13H48V11H50V9H52V8H50L51 4L48 2L50 0H46ZM72 2H73V0H72ZM75 2H74V5H75V7H77ZM155 4H156V7L154 6L155 7L154 8L153 5H155ZM119 5L121 6L120 9L117 8V10L115 11L116 6L119 7ZM147 5L151 6L155 10H157V12L160 15L157 14L154 9H151L152 13H150L151 7L146 8ZM231 5L232 6L234 5L233 6L234 8ZM223 6H224V8H223ZM158 7H159V10H162V9H164V10L159 11ZM225 7L229 11L227 13L228 16H226V13H224ZM250 7H252V9H253V11H252L253 15H250L248 13V8H250ZM72 8L74 9V11L76 10V12H74V11L72 12V10H73ZM112 8H114L113 11H115V12H111ZM146 9L147 10L149 9L148 13H146V14H149V16L147 15L148 19H146L147 18L146 14H145V11L147 12ZM61 10H63V7ZM45 11L48 13L46 17H45V14H46ZM226 12H227V10H226ZM138 13H139V11H138ZM155 13L157 14V16L159 15L158 17L157 16L155 17L156 20L153 18ZM180 15H181V18H180ZM151 16H153L152 18L154 21L159 22V24L161 23V25L158 24L159 27H161L160 30H158L159 28H157L158 27L157 23L154 21L152 22ZM182 17H183V20H182ZM223 17H225V19ZM49 18H51V16H49ZM139 18L144 19V20H140V22L142 21L141 24L139 23ZM177 18L180 19V21L178 20L179 24L181 23L180 25L183 26V24H185V25L187 24L186 25L187 28H185L186 27L185 25H184L185 27L183 26L185 28L184 29L185 31L183 30L185 33H182V31L178 32L176 29H174V27L170 26L169 23L172 22L173 20H177ZM43 19L48 20V21L47 22L45 21L46 22L45 23L42 21ZM157 19H159L160 21H157ZM93 20L99 26H97ZM80 21L83 23H80ZM150 21L153 23V24L151 23V26L149 24ZM181 21H183L184 23ZM91 22H92V25L93 24H95V25L91 26ZM108 23H112L109 25L113 26L112 28L114 29V32L117 29L116 31L118 33H116V34L119 35V36L115 35L114 32L112 33V34H114V36L117 37V38H113V35L111 36V38L115 40V41L113 40L114 43L120 42L119 44H122L121 42H123V43L126 42V44L133 43V44H131V46H135L133 48V53H134L133 54L131 51L132 47L129 45V47H131L130 48L131 56L129 55L131 58L128 57V58H130V63L127 59L128 64H126L123 67H120V69H119L120 64L115 63L114 62L115 59L113 58L114 56L111 55V53H109L110 47H106L107 44L109 43L108 42L109 34L107 35L106 33H108V32H105V28L107 27L105 25H108ZM155 23H156L157 27L153 31V28L155 27V25H154ZM79 24H80V26H78ZM88 24L90 25L89 26L90 28L88 27ZM162 24H164V26ZM167 24L172 29H174L176 31L172 30ZM39 25H41V28L39 27ZM165 25L168 26L169 29H168V27L166 28ZM81 26H83V27H81ZM85 26H87V27H85ZM95 26H97L98 30H100V28H101L100 33L98 32L100 36L98 35V33H96L97 34L96 35L92 31L93 29H95L94 31L97 32L96 31L97 29L95 28ZM231 26L233 29L231 28ZM91 27H93V28L91 29ZM98 27H100V28H98ZM116 27H118V28H116ZM120 27H122L123 29L121 28L122 30H120ZM84 28H85V30H83ZM109 28H110V26H109ZM147 28H149V29L152 28V29L147 31L148 30ZM2 29H4V30L6 29L7 31H3L4 33L2 34V32H1ZM90 29H91V31H90ZM192 31L194 32L193 34H195L193 36L194 38H192V40L188 41V35ZM149 32L151 34H149ZM110 34H111V31H110ZM22 36H28L27 39H26V37H24V39H26L27 42L29 40V42L31 41L32 43H34V44H32V43H29V44H32L35 47L33 49L34 53L32 52L33 58L31 59V57L29 58V56L27 59L25 58V60H27V61L29 59H31V60H29V61H31L30 62L31 69H30V71L28 70L29 71L28 73L25 72L24 69H22V66H23L22 60H24V58L22 60H19V58L20 59L22 58L21 57L22 56V49H25L24 48L25 43L23 41L24 39L21 38L22 41L20 39V37H22ZM34 37H36V38H34ZM86 37H90V38L86 39ZM118 37L123 41H120V39L118 40ZM159 37L161 39H159ZM163 37H164V39L167 40V42L165 44L160 42V40H162ZM185 37L187 38V41L184 40ZM76 38H77V40H75ZM59 40H60V38H59ZM80 40L81 41L83 40L84 42L82 41V43H81ZM34 41H36V42H34ZM77 41H78V43H77ZM127 41H129V42H127ZM130 41H131V43H130ZM85 42H86L85 45H87V46L89 44H92V45H90L91 46L90 52H92L91 57L95 61L92 60L93 63L91 61V64L88 63L87 59H86L89 55V52L87 53V55L85 54L87 57L85 55H81V53H80L83 51L82 49H85V48H83V46H84L83 43H85ZM72 43L75 44V47ZM227 43H229L228 48H230V51L227 48ZM71 44L73 45L74 49H70ZM78 44H81V47H79V49H81V50L76 48V46ZM45 45H47V46H45ZM108 46H109V44H108ZM231 46H233V48ZM84 47H86V46H84ZM237 47H239V48H237ZM68 48H69L68 51H73V52L75 51L74 52L75 54L80 53V55L82 57L83 56L84 57L79 58L80 55L76 54V57H75V55H73V58H72V55H70L71 52H67ZM139 48H140L141 55L144 54V57L142 58V60L144 63L147 62L145 64H142L143 62H141L142 60H140L139 56H141V55L138 56V54H140V53H138ZM234 48L238 51V53L236 52L237 56L235 54V50L232 51V49H234ZM240 48L242 50H240ZM36 49H38V50L41 49L42 51L41 50L38 51ZM64 49H65V47H64ZM35 50L37 53H35ZM142 50H143V52H142ZM224 51H226V52H224ZM217 52H218V54H216ZM229 52H230V55H229ZM233 52H234V54H232ZM225 53L226 54L228 53L227 56H225ZM239 53H241L242 55ZM68 55H69V57H68ZM228 55L230 58L228 57ZM62 56L67 57L66 60H68V61H66L64 59H63V61H66L69 63L68 66L70 67V71H69L70 74L68 76H71L74 79V80H72V82L68 86L64 85V83L62 81L63 80L62 75H60V72L64 70L63 64L61 62H59L60 59H62L61 58ZM70 56H71V59H70ZM232 56L235 58L236 61L233 60ZM214 57H215V59H213ZM226 57H227V59H226ZM76 58H79L78 61L76 60ZM16 59H18V60H16ZM72 59L73 60L75 59V61H71ZM233 62H235V63H233ZM148 63H149V68L147 67L148 65L146 67L144 66ZM214 63H215V65H213ZM95 64H99L98 67H95ZM150 64L152 65V67L154 65L153 69L155 68V70H152L153 72L150 70V68H152V67H150L151 66ZM26 65H27V63H26ZM212 66H214V67H212ZM143 67H144V69H143ZM29 68H30V66H29ZM64 68H66V66ZM95 68H97V69H95ZM146 68L150 70V73H149V70H147ZM188 68H189V70H188ZM93 69H95L96 71ZM97 70H98V73H97ZM3 71H4V73H3ZM212 72H214V74ZM239 72H238V75H240ZM5 74L7 75V77ZM212 74H213V76H212ZM64 75H66V73ZM72 75H74V76H72ZM97 76L99 77V79ZM153 76H152V79H153ZM213 77H214L215 81L211 79ZM147 78H149V80L145 81ZM155 78L157 79L156 76H155ZM183 78L185 79V82H184ZM153 80H155V79H153ZM157 80H155V81H157ZM171 80H173V82ZM210 80H212V81L210 82ZM80 81L82 82V84H80ZM22 82L24 83V87L21 89L20 93H17L15 90V87H17ZM159 83L161 85V88L159 87ZM173 83H176V84H173ZM183 83H185V84L183 85ZM2 84H0L1 87L3 86ZM83 84H85L86 86H83ZM178 84L180 85V87L182 89V93H181L180 87L176 86ZM190 84H188V85H190ZM91 85H94V87H92ZM162 86H164V88H162ZM73 87L75 90H73ZM86 87L92 88V90L87 89ZM93 88H94V90H93ZM201 88H203V89L201 90ZM54 90H56V92L60 95V97H61L60 101H61V105H62V106H60V107H62V110L59 112L56 111V113H54L55 111L51 110L52 106L50 105V102H51L50 99L52 100V97L54 96V94L49 93V92L54 91ZM2 91L4 92V94L2 93ZM88 91H90L91 94L94 93V91H95V93L91 95ZM99 93H101V94L98 96ZM202 93H203V95H201ZM229 95L232 97H229ZM246 95H247L248 99H246ZM102 97H104L105 99ZM109 97H110V99L113 100L112 102H111V100L109 101V99H108ZM123 97H125L124 98L125 100L127 98V100H126L127 102L126 101L122 102V100H120ZM184 97H187V96L184 95ZM53 98L55 99V96ZM98 99L100 101H98ZM180 99H183L184 101L182 100L183 101L182 102ZM103 100H105V101H103ZM74 101L76 103H74ZM106 101H109V102H107L108 108H110L112 105L111 112H110V109L107 108ZM110 102L111 103L114 102L115 104L113 105ZM102 103H103V105H102L103 107H101ZM152 103H151V105H155ZM74 104H76V105L78 104V105L76 106ZM139 104L140 105L142 104V108H144V109H142V110H144V112H142V113H140L141 111L139 112V110H141V109H139L141 107ZM115 105H116V107H115ZM58 106H57V108H58ZM27 107L31 108V110H30L31 113L28 112L29 109ZM55 107L56 106L54 105L53 108H55ZM169 107H168V109H169ZM103 108H105L106 110ZM113 110H115V112H113ZM182 110H184V111L182 112ZM217 112H220V114L219 113L217 114ZM24 113L28 116L27 119H25L26 115ZM28 113H30L29 115H31V116H33V115L36 116V118H38V121H36L37 119L35 120L34 117H31V116L29 118ZM114 113L117 115H115ZM215 115H218L217 119L219 121L216 120L215 117H213ZM234 115L236 116V118L233 117ZM183 116L185 117V113ZM218 117H220V118H218ZM232 117L236 121L233 120ZM180 118L181 119H179V120H182V122H183L182 124H184L183 126L181 125V127L183 128L182 133H185V128H186L187 129L186 130L187 135H189L188 132H191L190 136H188V138L189 137L191 138L193 136V138H191V140L192 141L195 140L194 142L196 144L199 143L201 145V148L204 151L210 153L212 157H217L218 155H220L219 152H220V150L224 149L223 147H225V150L227 149L226 144H224L220 141L218 142V140L215 137L214 132H212L211 134H214L213 136L215 137V141L213 140L214 137H212V135L209 137L210 139L204 138L206 140H203L202 138H200V141H199L198 138H195L196 137L195 134H197V133H196V131H194L195 129L191 126V123L189 124V121L187 119L185 120V118H182V116H180ZM30 119H31V121L32 120L33 121L32 122L29 121ZM133 119H135V123H137V124H135L136 129L134 130V132L131 131V129H130L131 125H130V127H128L130 124L129 122H131V121L134 122ZM152 119H155L156 123H154V120H152ZM171 119H173V120L171 121ZM177 119H178V117H177ZM214 119L216 120V123L213 122ZM231 119H232V121H231ZM185 121H187V123ZM127 122H128V124H127ZM170 122L173 124H171ZM176 122L179 123L178 126H177V124H175ZM125 124H127L128 126H126ZM171 125L174 126V128ZM156 126L158 129L156 128ZM158 126L159 127L162 126L161 130L159 129ZM127 127L129 128V130L127 129ZM227 127H226L225 131L228 132L229 128H227ZM232 127L229 130L231 134L233 133ZM134 128H135V126H134ZM178 128L180 129V127H178ZM181 129L179 130L180 133H181ZM188 129H189V131H188ZM192 129H193V131H190ZM159 130H160V132L162 130L163 131L160 133ZM231 130H232V132H231ZM123 134H121V136ZM127 135H125V136H127ZM133 135L129 136V138L135 137ZM140 135H141V133H140ZM187 135H184V136L187 137ZM238 135H240V134L236 132L235 135L232 134L231 137L234 136L233 137L234 139L236 137L234 142H236V140L238 142H241V144L238 142L236 144L244 145V144H242L244 141L242 140V138L240 139V136H238ZM137 136L135 137L136 140L139 139ZM162 136H160L159 139H161ZM52 138L56 139L57 143H63L65 146L64 151L57 158V160H58L57 164L54 163L56 158L53 157V152H52L51 148L49 147L50 146L49 140ZM129 138H127V137L123 138V136H122V139H125V140H127ZM131 138L129 140L130 142H132ZM135 138H133V143L134 144L136 143L139 145V142H137L135 140ZM150 138H151V140H150ZM158 138H157V140L154 138L152 140V143L157 144V141L159 142ZM143 139L146 142L145 138H143ZM143 139H141V140H143ZM197 139H198V143H197ZM104 140H106V138H104ZM154 140L156 142H154ZM115 141H117V140L114 139V142ZM104 142H105V144L102 145L100 148L99 145L103 144ZM104 142H102L101 144H98V146L96 145L98 148V149H96L97 152L100 154L101 153L103 154L104 153L103 148H106L107 150L111 148L109 151H107V152L105 151V152L108 154V152L112 151L114 153V155L112 153L110 155H113L112 160L115 159L116 162H114L112 160L110 161L108 158H106L105 157L106 153H105V155L103 154V157H105V158L104 159L102 158L101 159L102 161H97L95 159V161H93V165H95V166L97 165L96 167L99 168V167H101L100 164H98L99 162H101V164H103V166H105V165L108 166V164L112 162L111 164H113V163L116 164L115 169L120 168V167H118L119 165L117 164V159H116L117 155H119V154L115 155V153H118V150H119L117 148L118 147L117 143L115 144L113 142V144H112L113 146L110 147L109 145H107V143H108L107 140ZM17 144H19L18 148L16 147ZM221 144H223V145L221 146ZM120 146L121 145H119V148L121 149ZM116 148L118 149L117 152L113 151V150H116ZM228 151H229V149H228ZM110 155L108 154L107 157ZM100 157H97V159L100 160ZM110 158H112V157H110ZM96 162H98V163H96ZM106 162H108V163H106ZM73 163H75V164H73ZM40 164H43L44 166H42V165L39 166ZM111 164L108 167L114 166V164L113 165H111ZM82 167H83V169H82ZM102 169L105 170L104 168H102ZM2 172H0V173H2ZM39 172H41L40 174L45 173V174H43L44 176L45 175H48V176L46 178H44V176H43V178H41L42 176L39 175ZM48 181L49 182L51 181L52 184H51V182L49 184ZM84 181H85V184H81V183H84ZM87 181H89V179ZM81 185H83V186H81ZM22 189L24 191H27V192L24 193V191H22ZM77 189L80 191H78ZM87 189H86V191L89 190V189L88 190ZM81 190L83 193L81 192ZM88 192L85 196L90 197L92 195V193L89 192V193H91V195L89 196ZM23 194H25V195H23ZM112 194L109 196V199L112 196ZM73 195H76L77 199H74L73 197H75V196H73ZM98 195H96L95 197H97ZM95 197L93 196L92 199ZM99 197L100 196H98V198ZM114 197L115 196H112L110 200L114 199ZM84 198H87V197H84ZM89 199H90L89 201H92L91 197ZM99 199H101V197ZM99 199H95V200L100 201ZM115 199H116V197H115ZM78 200L81 202L80 204H78L79 203ZM82 200H83V198H82ZM86 200L87 199H85V201ZM114 200L110 201L111 205L114 202ZM89 201H88V203H90ZM49 202L51 204H49ZM104 202H105V198L103 200H101V204H105ZM99 203L100 202H97V205ZM48 205H50V206L48 207ZM51 205L54 207H52ZM77 205L78 206L80 205L78 207L79 209H82V210L84 209L83 211H85V212H82L83 216L81 215L82 210L80 211L78 209V212L75 211V210H77V208H76ZM97 205H96V207L100 206V205H98V206ZM107 205H104V206L106 207ZM108 206H110V205H108ZM55 207L57 210L60 209V210H58L59 212L57 213L59 215L57 217V221H56V223L58 225H56V223L54 222L56 220V219L54 220V216L51 215V213L49 212L50 209H54ZM87 207H88V205H87ZM101 207H102V205H101ZM108 208L106 210H109ZM20 209H22V211ZM103 209L105 210L104 207H103ZM111 209H112V207L110 206V210ZM64 210L67 211V213H68L67 214L68 216H66V217H71L73 219V224L74 223L78 224V221H79L80 225H83V227L79 226V224H78V226H77V224L75 226L74 225L73 226L67 225V227L68 226L70 228L73 227V229H70V228H68V229L72 233H74V232L76 233V231H78V229H81V227L84 228V230L81 229L82 232H80L81 230H79L78 233L79 234L81 233V235H83V233H85L86 236L91 235L92 237L89 236L90 238L87 237V239H88V241L89 240L91 241V239L93 238V241H91L93 243L92 246H88L87 244L85 245L83 243L82 244L79 243V240L76 239L77 237H75V240H74L73 235L75 233L74 234H72V233L68 234L69 233L68 229L64 228V226H65V217L64 216L66 215L65 214L66 212ZM61 211H64V215H63V212H61ZM18 212L21 214L18 215L19 214ZM27 213H28V211H27ZM29 213H28V216H29ZM76 213H79L82 218H80V216H79L80 219H78L79 214H76ZM25 214H26V212H25ZM13 215L16 216L15 214H13ZM76 215H77V217H76ZM87 216H89L91 218H89V217L87 218ZM201 216H203V215H201ZM83 217H85V221L87 219L90 221L88 222V220H87L86 222H88V223L83 222V219H84ZM203 217H205V216H203ZM22 218L20 219L21 221H22ZM219 218H221V217H219ZM47 219H48V221H47ZM75 219H76V221L78 219V221L75 222ZM221 219H223V218H221ZM32 220H33V218H32ZM80 220L83 222L82 224H81ZM40 221H42V220H40ZM217 221H218V219H217ZM16 222H18V221H16ZM42 222H41V224L43 226H47L46 225L47 223L45 224L44 222L43 223ZM91 222H93V221H91ZM219 222L221 223L222 221H218V226H220ZM15 224H17L19 227L18 223H15ZM224 224H221V227L224 226ZM8 225L10 226V224H8ZM8 225H7V227H9ZM55 225L57 226L56 229H59L60 232H61V229L62 230L65 229L66 230V231L64 230L66 232L65 235H64V231H62L63 233L62 232L60 233L58 230L56 231V229H54ZM85 225H86V227H84ZM213 225L215 226V225H217V223L213 224ZM49 226H51V227H49ZM52 226H54V227H52ZM218 226L217 227L215 226L216 228L213 227V229L215 230V234H213V235L216 237L217 242H218V239L219 240L222 239V237L220 238V236H222V234H220V231L218 232V230L221 227L218 228ZM11 228H10L11 231H13V232L17 231V230H15L17 228L14 227L15 228L14 230H12ZM87 228L91 229L89 231L87 230L88 232L91 231L89 234H87L88 232L87 233L84 232V231H86L85 229H87ZM53 229H54V231H53ZM209 229H211V228H209ZM214 230L212 232L210 231V234L213 233ZM239 231L240 230H238V232ZM50 232L53 235H55L54 233L59 232V234L57 233L59 236H53L54 238L51 239L52 235H51V237L50 236L48 237V234L50 235ZM225 232H224V234H225ZM38 233H39V231H38ZM78 233L76 235H78ZM243 233L247 234V233H245V231ZM13 234H14V236H15V234L18 235V232L13 233ZM17 235H16V239H17V241H19L20 239L18 240V238H21V235L19 234L20 237L18 236V238H17ZM36 235H38V234H36ZM66 235H68V238L65 237ZM70 235H72L73 237ZM241 235H242V232H241ZM69 236H70V238H69ZM248 236L249 235H246V237H248ZM38 238L40 239V235L38 236ZM46 238H48V239H46ZM208 238H209V236H208ZM224 238L221 240V242L224 241ZM49 239H51L53 241L55 239H57L54 242L59 243V244L57 245L56 243L54 244V242L49 241L51 244L53 243V245H52L53 247H50L51 244L48 243ZM212 239H214V238H212ZM216 239H215V241H216ZM22 240L24 243L25 239H23V237H22ZM176 240L173 239L172 240L173 243H178V242H175ZM183 240H185V239H183ZM233 240H231V241H233ZM77 241H78V246L80 244L79 247H82V250L85 248L81 252L82 255H81V253L80 254L78 253V251L80 250L79 247H77L79 250L76 249L77 252H75V250H74L75 246H77L76 245ZM94 241H95V243H94ZM21 242L19 241L18 244ZM23 243H22V245L26 244V242L24 244ZM63 243H64V245H63ZM182 243H184V242H182ZM231 243L234 244L233 242H231ZM47 244H50L48 246L51 248V250H50V248H48ZM22 245H19V247ZM60 245L66 246V247L70 248L71 251L74 250V252L72 253V252L68 251L69 249L66 247H65V249H68L67 250L68 252L65 251L66 252L65 253L63 250L59 251L58 249H60ZM175 246H172V248L174 249ZM230 246H232V249L228 250L229 248H231ZM240 246L242 247L243 245H240ZM54 247H57V248H55V251L52 250V249H54ZM176 247H178V246H176ZM228 247H229L228 249L225 248L228 250L225 252L227 253V252L231 251V253L229 252L230 253L229 256L230 257L234 256L233 258H235V256L237 255L236 257L238 258V260H240L241 257L240 258L238 257L239 251L235 248V246L228 243ZM101 248H102V245H101ZM56 249H57V251H56ZM244 249H245V246H244L243 250ZM4 250H5V248H4ZM26 250H27V248H26ZM39 250H40V248H39ZM49 250L51 252L52 251H54V252L51 253V252H49ZM0 251H2V250H0ZM21 251H22V249H21ZM61 251H63L65 254L64 253L62 254ZM174 251H175V249H174ZM174 251H172L171 253H173ZM235 251H236V254L234 253ZM4 253H5V251L3 252V254H1V256L4 255ZM75 253L78 254V257H77V255L76 256L74 255ZM19 254H20L19 256L22 257L21 253H19ZM22 254L24 255L23 252H22ZM1 256H0V258H1ZM229 256L227 255L226 257H229ZM3 257L6 258L5 255ZM21 257H18L19 260ZM232 257H231V260L233 259ZM87 258L90 260L88 261ZM148 258H150V257H148ZM165 258L166 257H164V260L166 261L167 259H165ZM21 259H23V258H21ZM102 259L104 260V258H102ZM102 259L99 260V262L101 261L100 264H103ZM145 259L143 260V262L145 261ZM6 260H7V258H6ZM25 260H27L26 257H25ZM148 260L150 262L154 263L153 259H152V261L150 259H148ZM146 261H147V259H146ZM146 261H145L146 264L150 263V262H148V261L146 262ZM160 261H162V260H160ZM236 261H237V259H236ZM236 261L233 259V262H236ZM137 262L138 263L141 262V264H142L141 259L139 261L134 262V263L137 264ZM87 263L85 262L84 264H87ZM161 263L163 264V261ZM161 263H159V264H161ZM166 263L168 264L167 261H166ZM231 263H232V261H231ZM252 263H254V261H252ZM255 264H256V261H255ZM257 264H258V262H257Z\"/></svg>",
  "mask_w": 264,
  "mask_h": 264
}]
</instances>
